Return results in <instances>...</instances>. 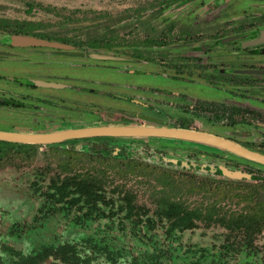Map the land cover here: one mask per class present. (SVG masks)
Wrapping results in <instances>:
<instances>
[{
    "label": "rangeland",
    "instance_id": "rangeland-1",
    "mask_svg": "<svg viewBox=\"0 0 264 264\" xmlns=\"http://www.w3.org/2000/svg\"><path fill=\"white\" fill-rule=\"evenodd\" d=\"M263 27L264 0H0V129L170 126L264 153L251 123L264 76L234 71L264 68V53L229 42ZM117 138L0 142V264H264V165L187 140ZM73 175L100 181L104 200L61 194ZM171 202L186 209L175 228Z\"/></svg>",
    "mask_w": 264,
    "mask_h": 264
},
{
    "label": "water",
    "instance_id": "water-1",
    "mask_svg": "<svg viewBox=\"0 0 264 264\" xmlns=\"http://www.w3.org/2000/svg\"><path fill=\"white\" fill-rule=\"evenodd\" d=\"M12 45H46L67 48L68 46L59 43L42 40L29 36L12 35L9 38ZM247 44H264V30L254 39L248 40ZM249 72V71H243ZM97 136L112 137H162L187 140L205 145H210L218 149L225 150L241 158L264 165V153L250 149L234 140L221 137L209 132H203L190 128L154 126V125H92L83 127H74L59 129L47 132H27L0 129V141L11 143L28 144H48L66 141L76 138H88ZM219 169L224 175L232 178H250L249 173L239 170L227 169L226 166H220Z\"/></svg>",
    "mask_w": 264,
    "mask_h": 264
},
{
    "label": "trees",
    "instance_id": "trees-1",
    "mask_svg": "<svg viewBox=\"0 0 264 264\" xmlns=\"http://www.w3.org/2000/svg\"><path fill=\"white\" fill-rule=\"evenodd\" d=\"M256 34L258 35V32ZM247 41L248 40L239 41L236 44V47L246 49L248 46H250L249 44H247ZM58 42H61V41H58ZM57 48H61V47H57ZM98 137H105V138L113 139V140L120 139V138L112 137V136H97V137H88V138L93 139V138H98ZM153 138H159V137H153ZM167 139H172V138H167ZM70 140H74V139H69L66 141H70ZM66 141H62L61 143H64ZM0 142H3V141H0ZM6 143H10V142H6ZM201 145H204V144L201 143ZM217 172L222 174V171L219 168H217ZM100 183H101L100 181H98L95 177H92V176L73 175L71 177L64 179L62 181V184L58 185V187L56 185V188L59 190L61 194H64L65 189L68 186L74 187V190L78 192V194L80 195L78 199H83V201H86L88 204H90L93 207L95 203L97 202V200H104L103 195L101 196L100 193L98 192L100 190L99 188ZM131 208L133 207L131 206ZM175 209L178 210V214L176 216L177 220H174V222L171 225V227H174V228L178 227V224H177L178 222H180L181 224H184L183 222L185 221V219H187L186 209L182 205H180V203L171 202L169 204L170 212Z\"/></svg>",
    "mask_w": 264,
    "mask_h": 264
},
{
    "label": "flooded vegetation",
    "instance_id": "flooded-vegetation-1",
    "mask_svg": "<svg viewBox=\"0 0 264 264\" xmlns=\"http://www.w3.org/2000/svg\"><path fill=\"white\" fill-rule=\"evenodd\" d=\"M262 30H264V27L263 28H259V29H256V33L258 32V35L261 33V31ZM252 32H254L255 33V31H252ZM260 32V33H259ZM257 35V36H258ZM257 36H255V37H257ZM255 37H253V38H250V39H248V40H251V39H254ZM229 39H231V40H229V42H230V45H231V47H235V48H237L236 47V44L239 42V41H241V40H243V39H241V40H238V41H236L237 39H235L234 37H231V38H229ZM257 45H259L260 46V48H261V52H263L264 53V44H257ZM237 50H245V48H237ZM257 53V52H256ZM259 53V52H258ZM235 71V73H236V71H240L239 73L240 74H243V73H245V74H256V75H262V76H264V68H248V69H246V71H249V72H243V71H245V70H234ZM243 72V73H242ZM237 75H238V73H237ZM260 108H262V109H258V110H256V113H259V116H257V120H252L251 121V123L253 124V125H255V126H258V127H262V128H264V105L262 106V107H260ZM262 116V117H261ZM262 118V120L260 121L259 119H261ZM225 162V161H224Z\"/></svg>",
    "mask_w": 264,
    "mask_h": 264
},
{
    "label": "crops",
    "instance_id": "crops-1",
    "mask_svg": "<svg viewBox=\"0 0 264 264\" xmlns=\"http://www.w3.org/2000/svg\"><path fill=\"white\" fill-rule=\"evenodd\" d=\"M73 47V46H72ZM65 49H72L70 46H68L67 48H65Z\"/></svg>",
    "mask_w": 264,
    "mask_h": 264
}]
</instances>
